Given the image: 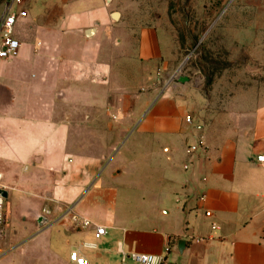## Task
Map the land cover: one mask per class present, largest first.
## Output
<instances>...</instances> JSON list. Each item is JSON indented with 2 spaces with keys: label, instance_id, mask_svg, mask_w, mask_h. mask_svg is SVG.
Returning <instances> with one entry per match:
<instances>
[{
  "label": "crops",
  "instance_id": "crops-1",
  "mask_svg": "<svg viewBox=\"0 0 264 264\" xmlns=\"http://www.w3.org/2000/svg\"><path fill=\"white\" fill-rule=\"evenodd\" d=\"M11 1L0 0V19ZM126 2L23 0L19 55L0 62V262L23 249L70 264L75 250L91 264H121L120 251L166 264H264V89L243 90L223 109L210 99L215 107L207 109L186 85L158 87L151 79L166 67L161 33L131 28ZM123 55L149 72L151 88L140 96L145 116L105 108L107 96L121 99L110 79ZM134 127L135 140L151 142L145 150L152 156L163 151L160 178L120 173L115 159L105 167ZM200 140L204 148L188 157L187 145ZM67 209L93 225L75 227ZM95 226L106 235L98 239Z\"/></svg>",
  "mask_w": 264,
  "mask_h": 264
},
{
  "label": "rangeland",
  "instance_id": "rangeland-1",
  "mask_svg": "<svg viewBox=\"0 0 264 264\" xmlns=\"http://www.w3.org/2000/svg\"><path fill=\"white\" fill-rule=\"evenodd\" d=\"M129 1L122 9L123 20L130 24L131 28L153 26L158 29L162 36V59L166 67L155 70L152 73L154 78L151 79L149 72H146L141 64H132L130 67L123 55L122 64L114 68L113 77L110 79L111 87L115 85L116 89L120 88L121 99L113 102V97L107 96L105 108L115 104L123 115L137 109L140 116H145V103L140 100V96L151 88L150 79L166 90L180 85V76L189 78L183 85L191 92L202 95L207 100L204 103L207 109L213 105L210 104V99L218 102V109H223L224 103L243 90L262 93L264 0ZM126 31L128 33L129 29ZM132 41L136 44V38ZM90 90L93 97L97 96L95 89ZM134 130L135 127L122 135L121 145L107 156L105 167L114 163L115 159L119 162L115 167L120 173H129L131 170L144 177L148 170V174L160 178L165 169L162 166L163 151H158L159 153L152 156L149 153L151 151L145 150L151 142L145 137L135 140L132 136ZM198 142L187 145L188 157L195 155L189 153V147ZM150 158L153 160V166L148 167L146 160ZM136 160L139 161V166L134 169L130 164ZM184 169L188 170V165ZM139 192L146 193L144 189ZM145 211L146 209H138L137 213L143 215ZM88 259L91 264L93 259ZM109 263L120 264L115 258H111ZM0 264L70 263L46 253L19 249ZM100 264H103V261Z\"/></svg>",
  "mask_w": 264,
  "mask_h": 264
},
{
  "label": "built area",
  "instance_id": "built-area-1",
  "mask_svg": "<svg viewBox=\"0 0 264 264\" xmlns=\"http://www.w3.org/2000/svg\"><path fill=\"white\" fill-rule=\"evenodd\" d=\"M23 0H12L8 3L3 17L0 19V62L10 61L18 57L21 48L20 42L15 38L16 25L28 18V12L21 9ZM14 6L20 9L14 11ZM188 124H192V118L186 119ZM204 142L200 140L197 144L189 147V153L198 154L204 148ZM260 167L264 169V155H261L258 159ZM48 214V212H46ZM67 214L71 216L72 224L79 229H87L93 225V223L87 217L77 214L74 209H67ZM6 222L5 216V201L0 197V227H3ZM96 237L99 239L106 235V229L104 227L95 226ZM168 245H170V238L168 239ZM84 249L95 250V245L85 243ZM121 264H127L130 260L135 264H166L164 257L156 256L152 254H132L127 255L123 251H120ZM70 262L72 264H90L89 260L82 254L80 250L72 251L70 254Z\"/></svg>",
  "mask_w": 264,
  "mask_h": 264
},
{
  "label": "water",
  "instance_id": "water-1",
  "mask_svg": "<svg viewBox=\"0 0 264 264\" xmlns=\"http://www.w3.org/2000/svg\"><path fill=\"white\" fill-rule=\"evenodd\" d=\"M118 17H119L118 14H114V16H113V18H114L115 20L118 19ZM178 80H179V82H180L181 84H185V83H187V82L189 81V78L184 77V76H180Z\"/></svg>",
  "mask_w": 264,
  "mask_h": 264
}]
</instances>
